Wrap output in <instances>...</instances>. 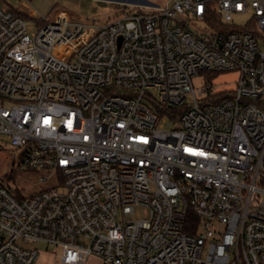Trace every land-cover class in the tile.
<instances>
[{
	"label": "built area",
	"instance_id": "built-area-1",
	"mask_svg": "<svg viewBox=\"0 0 264 264\" xmlns=\"http://www.w3.org/2000/svg\"><path fill=\"white\" fill-rule=\"evenodd\" d=\"M139 4L30 34L0 0V178L19 153L59 179L0 184V264H264V0Z\"/></svg>",
	"mask_w": 264,
	"mask_h": 264
},
{
	"label": "rangeland",
	"instance_id": "rangeland-1",
	"mask_svg": "<svg viewBox=\"0 0 264 264\" xmlns=\"http://www.w3.org/2000/svg\"><path fill=\"white\" fill-rule=\"evenodd\" d=\"M142 0H7L8 3L16 6L20 11L25 14L28 29L30 34H33L37 25L44 21L51 20L54 14L59 10L67 11L73 19L76 20H92L96 23H104L108 21L120 18L125 14V11L130 7L139 6V2ZM150 4L165 5L168 0H145ZM172 4V2H170ZM42 20V21H41ZM249 21V17L246 15L236 16L235 23L238 25H246ZM260 45L264 49V39L260 36ZM205 74L194 77V83L196 86H201L204 83ZM235 73H223L219 76L218 82L221 88H233L235 84ZM165 119V125L171 120L166 114L163 115ZM0 146L5 151L13 149V146L9 142V137L4 134H0ZM19 158V153L16 154V160ZM16 160L12 159L11 162L2 164V177L0 178V184L6 186L17 196H31L36 192L48 189L50 187L57 186L59 179L56 175L49 176L48 179L42 180L43 176H48L49 172L45 169L38 170H21L18 169ZM15 170L10 171L12 167ZM136 213L144 215V208H137ZM128 218H137V214L128 216ZM38 249H44L45 243H37ZM53 249V248H48ZM60 253V249H56ZM98 259L90 257L89 264H99Z\"/></svg>",
	"mask_w": 264,
	"mask_h": 264
},
{
	"label": "crops",
	"instance_id": "crops-1",
	"mask_svg": "<svg viewBox=\"0 0 264 264\" xmlns=\"http://www.w3.org/2000/svg\"><path fill=\"white\" fill-rule=\"evenodd\" d=\"M5 1L7 2V0H5ZM8 4L10 6L18 9L13 4H10V3H8ZM91 257H93V259H98L100 261V259L96 256H91ZM34 264H66V263H64L61 259V251H60V253H58L54 249L51 250V249H48L47 247H45L44 249H40L39 255H38ZM86 264H89L88 261ZM99 264H100V262H99Z\"/></svg>",
	"mask_w": 264,
	"mask_h": 264
},
{
	"label": "trees",
	"instance_id": "trees-1",
	"mask_svg": "<svg viewBox=\"0 0 264 264\" xmlns=\"http://www.w3.org/2000/svg\"><path fill=\"white\" fill-rule=\"evenodd\" d=\"M14 8V7H13ZM14 10H16V12H18L19 14H21L22 16H24L25 17V14L22 12V11H20L19 9H16V8H14ZM154 107H155V109L157 110V111H161V109H160V107L158 106V105H154ZM175 111H177L176 109L175 110H173V112H175ZM193 217V216H192Z\"/></svg>",
	"mask_w": 264,
	"mask_h": 264
}]
</instances>
